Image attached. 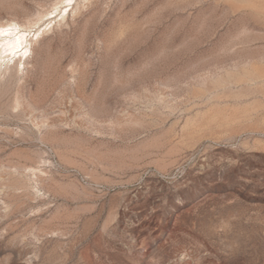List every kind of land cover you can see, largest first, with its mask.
Segmentation results:
<instances>
[{
	"label": "rangeland",
	"instance_id": "obj_1",
	"mask_svg": "<svg viewBox=\"0 0 264 264\" xmlns=\"http://www.w3.org/2000/svg\"><path fill=\"white\" fill-rule=\"evenodd\" d=\"M11 15L44 32L0 87V264H264V0Z\"/></svg>",
	"mask_w": 264,
	"mask_h": 264
},
{
	"label": "bare ground",
	"instance_id": "obj_2",
	"mask_svg": "<svg viewBox=\"0 0 264 264\" xmlns=\"http://www.w3.org/2000/svg\"><path fill=\"white\" fill-rule=\"evenodd\" d=\"M68 4H70V3H68ZM57 10H59V9L57 8ZM55 11H56V9H55ZM55 11H53V12L55 13ZM67 13H68L67 9H61L59 11V15L63 19L66 17ZM44 16L45 15H43V17ZM41 18H42V16H39L36 20H34V19H30L28 17L27 20L24 19V21H22L18 15H11V16L6 17V18L0 17V29L4 30L3 34H0V87L3 84V82L11 81L12 78H14L15 76H17V75L19 76V73L25 71L28 68V64L31 63V60H32L33 54H34L33 49H32V42L34 40V37H36V39H35V41H36L37 38L40 37L42 32H44V30H42V29H37L33 33L34 30L32 31V26L36 25ZM8 88L9 87H7L6 89H8ZM8 90H10V89H8ZM3 93H5V92H3ZM16 93H18V92H16ZM17 97L18 96H16V99H17ZM12 101L13 100H11V102ZM31 170L28 169V171H31ZM31 172L33 173V170ZM38 177H40V176H38ZM17 182L18 181H16V183ZM20 184H23V183L21 182ZM24 184H25V182H24Z\"/></svg>",
	"mask_w": 264,
	"mask_h": 264
},
{
	"label": "snow or ice",
	"instance_id": "obj_3",
	"mask_svg": "<svg viewBox=\"0 0 264 264\" xmlns=\"http://www.w3.org/2000/svg\"><path fill=\"white\" fill-rule=\"evenodd\" d=\"M3 31H4V30L0 29V34H3Z\"/></svg>",
	"mask_w": 264,
	"mask_h": 264
}]
</instances>
